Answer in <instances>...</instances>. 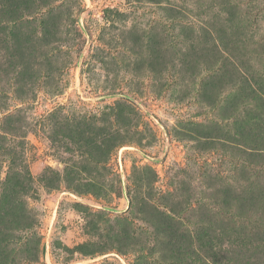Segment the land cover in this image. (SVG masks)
Instances as JSON below:
<instances>
[{
    "label": "rangeland",
    "instance_id": "374dc122",
    "mask_svg": "<svg viewBox=\"0 0 264 264\" xmlns=\"http://www.w3.org/2000/svg\"><path fill=\"white\" fill-rule=\"evenodd\" d=\"M9 122L0 264H264V0H0Z\"/></svg>",
    "mask_w": 264,
    "mask_h": 264
},
{
    "label": "trees",
    "instance_id": "16d2710c",
    "mask_svg": "<svg viewBox=\"0 0 264 264\" xmlns=\"http://www.w3.org/2000/svg\"><path fill=\"white\" fill-rule=\"evenodd\" d=\"M8 120H10V119H8ZM10 123V122H9ZM10 125H12L11 123L9 124V128H5L4 130H1L2 132H0V140H4V139H2V134L1 133H4V132H6V133H15V131H16V128H11L10 127ZM3 129V128H2ZM260 137H262V136H260ZM0 146H2V147H4V145H0ZM12 160H11V157H10V162H11ZM259 187V191L260 192H262V193H264V186H258ZM253 233V232H252ZM253 237L255 238V239H259L260 237H262L261 239H262V241L264 240V230L262 231V232H258V233H256V232H254V235H253ZM254 238H253V240H254ZM251 239H252V237H251ZM260 241V240H259ZM235 259V261L236 262H238L239 260H238V257L237 256H234V257H229V259Z\"/></svg>",
    "mask_w": 264,
    "mask_h": 264
}]
</instances>
